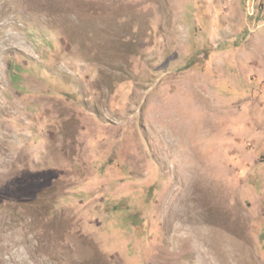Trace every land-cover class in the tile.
Masks as SVG:
<instances>
[{"label":"rangeland","instance_id":"374dc122","mask_svg":"<svg viewBox=\"0 0 264 264\" xmlns=\"http://www.w3.org/2000/svg\"><path fill=\"white\" fill-rule=\"evenodd\" d=\"M0 264H264V0H0Z\"/></svg>","mask_w":264,"mask_h":264}]
</instances>
